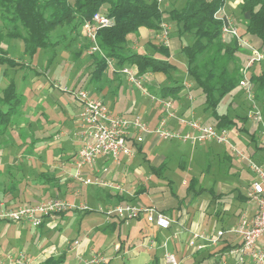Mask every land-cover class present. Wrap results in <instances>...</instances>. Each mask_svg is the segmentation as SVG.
Listing matches in <instances>:
<instances>
[{
	"label": "rangeland",
	"instance_id": "374dc122",
	"mask_svg": "<svg viewBox=\"0 0 264 264\" xmlns=\"http://www.w3.org/2000/svg\"><path fill=\"white\" fill-rule=\"evenodd\" d=\"M184 2L185 0H163L161 2V7L165 10L170 8H180ZM100 11H104V7ZM229 15L232 17L234 25H243V19L239 14L238 9H233L229 12ZM164 22L169 26L168 39L170 34L177 37V30L175 29L174 24H171V21H169L166 16ZM5 30V26L0 22V31L5 32ZM159 31L160 30L158 29L156 32L159 34ZM189 38L190 36L185 34L182 39L191 42ZM51 42L54 46L55 58L49 64L47 70L45 69V62L48 53L44 48L39 49L30 59V64L33 68L41 72L39 75L35 74L34 70L25 68L10 69V71L8 70L9 74L4 75L0 68V89L6 83L7 78L13 76L18 89L24 96V100H22L23 105L21 106V115H15V118L13 119L14 122L8 126L4 134L0 135L1 159L9 155L22 157V159H19L18 161L20 168L15 163H7L4 160L0 163V198L5 197L1 192L2 188H5V186H7L12 180L17 183L16 188L18 192H25L26 188H33V184H35V186L49 184V181H47V183L46 180L42 178H39V180L36 178V169L31 163L35 162L37 165L39 164V159L35 157L37 155L40 158L44 157L43 155L47 156L45 153L49 148L44 147L45 143L56 134V131H52L53 126H55L53 125L54 121L67 123L62 128L65 132L60 135V139L58 141H50V145L56 149L54 156L57 158L54 159L58 161L57 163L61 160V158L58 157H65V153L70 149V144L75 147L81 144L79 136L74 134L75 131L78 130V113L76 112L74 105L76 101L74 94L72 92L62 91L54 86L51 87L49 83L53 84V82H58L62 86H67L70 89L83 88L89 92L91 89L96 91L98 85H102V89L110 88V96L114 97L113 95L115 91L112 92L111 90L113 83L107 75L108 69L100 83L96 84V82L91 79L92 66L89 65V61L90 55L93 54V52H89V48L86 47L87 42L90 43V41L88 40L82 26L77 27L75 30H69L65 25L55 29L51 32ZM143 42L144 41H141L137 35H131L128 40V46H131V49H135V47H133L135 44L139 46L143 45ZM164 42L165 41L163 40V43ZM3 47L14 57L23 55L22 42L19 39H9L5 37ZM97 52L104 56L100 47ZM172 59L177 63L180 71L172 72L171 78H166V76L161 73H148L147 75L145 74L142 76V83L145 82L146 84H152L156 92L161 88V85L172 82L175 78H183V81L186 80L187 83L191 84L189 76H187L184 71L186 64L183 55L176 51L173 54ZM115 62L116 60L114 58H107L108 67L112 68L113 71L117 68ZM124 66L137 73L135 66ZM114 73L119 74V76L123 75L120 71H115ZM122 79L124 90H122L119 95L124 92L123 97L126 98L127 105H132V108H129V110L133 111L132 113H138L139 110L135 103L138 99L143 102H148L147 96L140 93L139 89L131 82H126L124 77H122ZM47 85L50 87L49 89L46 88ZM154 92L153 95L156 94ZM194 95L197 100H201L199 95ZM37 97L38 100L36 101ZM148 98L151 99L149 96ZM171 99L174 100L175 98L172 97ZM254 100L256 102L255 98ZM152 101L153 104H156L154 103V100ZM238 102L239 101L236 99L229 103L227 108L228 112H237L241 114L245 112L246 103ZM201 105L198 108L197 114L195 116L192 115V117L200 119L203 123L211 124L213 121L212 118L208 115L207 111L203 109V105L201 108ZM38 106H40V108ZM232 106L234 108H232ZM226 107L225 105H222L220 111H223ZM41 109L46 111L47 119L42 116L39 118V110ZM17 119H20L21 121ZM72 122L73 124L75 123V126H68L70 123L72 124ZM230 129L232 139L234 138L232 130H236L238 127L232 126ZM233 143L239 150L246 153V145L244 142L240 140L236 141V139H234ZM207 146L212 147V151L209 155L205 151ZM26 147L31 148L26 152ZM35 151L37 155L33 156ZM27 154L32 157L31 162L29 161L30 163H27ZM146 154L149 159H146L139 154L128 161L127 166L130 168V176L134 179L133 184L135 185L138 181H148L147 179L150 175L149 164L153 158L156 156L167 157L166 168L164 175H162L165 181H162V178H155L153 179V183L154 185L163 188L165 187L164 182L170 180L171 189L178 197H183L186 194V186L183 185V181L187 182L190 175L197 176L205 171V169L206 172L204 174L206 175L203 174L200 183H205L206 180L212 182L214 179V181L218 183L221 182V185H219L221 189L231 188V183L228 184L231 181H237L238 185L244 183L252 174L251 171H249L247 162L235 157L234 152L230 150L228 146L214 142H204V144L202 143L201 145L198 144L196 147H192V145L189 144H178L159 139L154 149L152 151H146ZM225 155L227 158L230 157L226 159ZM233 174H235V176H233ZM231 178H234V180H231ZM225 180H227L228 183ZM149 184L151 185V183ZM46 197L48 196H44L42 199ZM209 197V193L206 191V195L202 194L200 198H206V200H208ZM220 199L228 201L226 202L227 210L222 214L224 215V219H218L216 221L215 228H220V226L222 227L223 225L231 226L238 208L245 205V202L239 204L231 193L223 194ZM149 200H151V196L147 193H144L139 197L140 202L145 203ZM85 202L91 206L90 200H86ZM106 211L105 205L101 203L94 205L93 209L90 211L84 210L70 212L63 215V217L60 215L49 216L40 227L33 226L25 221L0 222V255H4L11 250H24L31 255L48 252L52 253L51 251L61 252L62 247H65L67 242L75 238L78 240L84 238L86 234H91L89 241L90 246L95 251L99 250L101 253H105L110 259L109 264H129V261L126 258L123 259V257L111 253V251L107 252L109 248L108 245H111L113 241L119 239V231H121V239L126 232L131 231L130 238L132 241L139 238L140 232L133 222L130 225H122L121 230L118 228L115 230L105 229L107 217L110 216ZM211 211L212 208L210 207L206 209V226L207 223H211V221L215 219V217L211 216ZM142 226L147 229V226L144 223H142ZM64 260L65 261L61 264H75V258L72 253L67 252L66 259ZM42 261L40 260L38 263H41Z\"/></svg>",
	"mask_w": 264,
	"mask_h": 264
},
{
	"label": "crops",
	"instance_id": "0c3cea01",
	"mask_svg": "<svg viewBox=\"0 0 264 264\" xmlns=\"http://www.w3.org/2000/svg\"><path fill=\"white\" fill-rule=\"evenodd\" d=\"M237 2L238 0H226L224 8H226L225 10L228 14L233 9H238ZM237 27L240 32L242 26L238 25ZM129 37H131V35ZM137 37H139L141 41L143 40L144 44L142 43L143 45L139 46L135 44V46L133 47H135V50H141L147 53H152V44L163 43V39L158 34V32L143 26L138 28ZM247 39L254 44L257 43L256 40H251V38L249 37ZM164 43L169 47V50L171 51V57H173V54L180 48L179 38L172 36L171 34L169 36V39L167 38ZM248 55V50L244 48H241L236 52V56L241 62V65L245 63ZM263 69L264 62H260L252 66L249 72L259 74ZM115 71L117 72L119 71V69H115ZM115 71H113L112 68L108 67L107 75L113 83L111 90L112 92L115 91L113 95L114 97L110 96V88H104L101 90H99L98 88L96 91L91 89L90 93L95 97L102 98L115 113L126 116L134 114L132 113L133 111L129 110V108H132V105H127V100L125 97H123L124 92L119 95L121 91L124 90V83L122 77L126 79V82L129 81L124 74L119 76V74L114 73ZM49 84L51 85V87L53 86L52 83ZM143 84L146 89L151 94H153L152 91L149 90V88H153L152 84H146L145 82ZM48 85L46 86L47 89L50 88L48 87ZM183 85L184 87L179 92L177 98L173 100L174 112L177 116L184 115L192 117V115L195 116L197 114L198 108L201 105V100H197L195 98L194 94H197L198 92L191 89L192 86L190 83H187V81L184 80ZM254 87L255 86L253 85V89ZM140 93L142 92L140 91ZM146 96L148 102H143L138 99L135 105L136 107H138V113L142 115L151 126H154L158 122L161 115L160 107L155 101L154 103H156L157 105L153 104V99H149L148 95ZM236 99L239 101L238 103H246L245 112H243L242 115H246L247 117L244 122L239 121L238 123V126H243L245 130H233L234 138H232L233 140H231L232 142L234 141V139H236V141L240 140L244 142V144L246 145V153H244L254 162L264 166V100H256V102L258 103L257 109L260 111L262 116V121H260L255 119V116H252L250 114L251 103L249 99L246 98L243 89L240 87L235 88L228 95H226L223 99V104L225 105V107L226 105L229 106V103L235 101ZM37 100L38 97L36 101ZM74 105L76 108V112L79 113V103L77 100L75 101ZM38 107L40 108V106ZM232 108L234 107L232 106ZM39 112V118L42 116L43 118L45 117L47 119V114L44 109L39 110ZM65 124L67 123L54 121L53 125L55 126H53L52 131H56V134L53 136V138L50 136L51 139L45 143V147L43 145L44 148H49L48 151L45 153L47 156L43 155L44 157L40 158L36 154V151L35 154H33V156L37 155L35 157L40 161L38 162V165L35 162V164L33 162L31 163L35 166V171L37 174L36 178H38V180L39 178H42L46 180V182L49 181V184L42 186H35V184H33V188H26L25 192H18L16 188L17 183L12 180L7 186H5V188H2L1 192L2 195L5 197H1L0 202H4L9 206H19L40 201L44 196H48L46 198L59 196V198L61 197L75 204H86L90 208L88 209L89 211L93 209L94 205L101 203L105 205V210L114 207L117 204L124 203H130L135 205H152L159 211L167 214L172 219L170 227L168 229H160L157 226L148 223L143 214L139 215L138 218L131 220L127 224L124 222L118 224V221L120 219L115 215H111V217H107L105 229L115 230L116 228H118L119 230H121L122 225H130L133 222L134 225L137 227L138 231L140 232V236L139 238H136L132 241V239L130 238L131 231H128L126 232V234H124L123 238L121 239V231H119V239L113 241L111 245H108L109 248L107 252L111 251V253L123 257V259L126 258L129 261V264H167L163 258L165 251L172 252L174 255H176L175 257L177 258L179 264H232L235 261V258L229 256L228 250L229 248L238 243L239 236L236 233L229 232L228 230L237 224L239 218L242 215H244L245 218L248 220L251 219L254 215L256 208L254 201L250 200L246 195V191L249 189L250 183L254 178V173L249 168V166V171H251L252 173L251 177L247 179L244 183H240L239 185L237 184V181H231L228 183V181L225 180L228 184L231 183L230 185H232L231 188L226 189H221V187L219 186L221 185V182L218 183L214 181V179L212 182L206 180V184L202 182L200 183V179L203 178V174L206 172V169L197 176L190 175V178L193 176L196 177L197 182L195 186H193L194 188L192 187L188 189L189 180H187V182L183 181V185L186 186V194L183 197H178L177 194L172 191L170 180L164 182L165 187L163 188L154 185L153 179L155 178H162V181L165 180L163 179L164 177L156 176L155 174H153L151 170L150 175L148 176L149 178L147 179L148 181H138L134 185V179L132 178V176H130V168L129 166H127V164L130 159H133L134 156L139 154L143 157H146V159L148 158L146 151H152L159 140V138H157L156 136L148 134L144 138L143 142L138 144L141 145L142 151H136L132 157H121L119 163H117L111 158H98L93 164V166L83 167L82 173L85 177H97L98 180L107 182L112 186H119V188L116 189L114 187L108 186L106 183H100L99 181L97 183L85 185L79 182V180L75 177L74 169V161L77 157L78 149L80 148L81 144L77 145L76 147L70 144V149L67 151V153H65V157H58L61 158L59 163H57L58 161L54 159L57 158L54 156V154L56 153V149L50 145V141H58L60 139V135H62V133L64 134L65 132L62 129ZM168 125L171 128H178L180 130L186 129L185 126H179V124L176 122V119L173 118L169 119ZM68 126H75V123L73 124L72 122V124L70 123ZM170 142H175L178 144L182 143L176 140H172ZM184 144L192 145L190 143ZM201 144L202 143H200L199 145ZM255 144L258 148H255ZM197 145L198 144L192 145V147H196ZM30 148L26 147L25 151H29ZM205 151L209 155L212 151V147L207 146ZM1 157L2 156H0V163H2L4 160L7 163H15L16 165H18V167V161L19 159H22V157L20 156L12 155L6 156L3 159H1ZM26 157L28 161L27 163H30L32 157L28 156V154L26 155ZM225 157L226 159H228L230 156L227 158V156L225 155ZM163 160L167 163L168 159L167 157L156 156L150 161V164L159 165L161 162H163ZM233 176H235V174H233ZM231 180H234V178H231ZM148 182L151 183V185ZM206 191L209 193L210 196L208 200H206V198H200L202 194L206 195ZM144 193H147L149 196H151V200L145 203L139 201V197ZM228 193H231L234 199H236L239 204L245 202V205L240 206L238 208V211L234 215V220L231 226L223 225L222 227L220 226V228H215L216 221L218 219L223 220L224 215L222 214H224L227 210L226 202L228 201L225 199L221 200L220 198L223 196V194ZM121 197L122 199H120ZM86 200L91 201V206H89L85 202ZM208 207L212 208L210 214L212 217H215V219L211 221V223H207L206 226V209ZM76 211L84 210H68L56 215H60L61 217H63V215H66L67 213ZM45 219L43 220L40 226L43 225ZM112 222L113 225L115 224L113 229L112 226L109 225ZM142 223L147 226V229L142 226ZM220 229L224 231V233L222 234L221 238L216 242H208L203 241L201 239H197L196 246H190L188 244V242H190L189 240L192 238L194 233L214 235ZM90 237L91 234H86L84 238L78 239L79 245L72 249H70V246L71 244H73V241L77 238L67 242L65 244V247H62L61 252L51 251L52 253L48 252L38 255H31L26 251L25 252L30 259L29 264H37L40 260L42 261L43 259L51 255L56 257L61 253L66 254L67 252L72 253L74 255L76 264L77 253L81 254L83 257H87L92 252H100L99 250L95 251L92 249L89 242ZM262 240L263 237L258 238V242ZM6 254L7 253H5L4 255H0V258H5ZM109 260L110 259L108 258L106 262L109 263Z\"/></svg>",
	"mask_w": 264,
	"mask_h": 264
},
{
	"label": "trees",
	"instance_id": "16d2710c",
	"mask_svg": "<svg viewBox=\"0 0 264 264\" xmlns=\"http://www.w3.org/2000/svg\"><path fill=\"white\" fill-rule=\"evenodd\" d=\"M225 3L226 0H185L180 8L165 10L158 0H0V22L6 28L5 32L0 31V68L4 75H8L10 69L24 68L34 70L39 75L41 72L33 68L30 59L44 48L48 53L45 62L47 70L55 58L51 32L64 25L69 30L83 27L95 12L104 7L103 12L113 19V23L96 32V41L104 56L98 52L90 55L91 79L96 84L100 83L108 69L107 58L110 57L116 60V69L131 65L136 67L137 76L161 73L171 78V73L180 69L167 45L152 44L153 53L128 46L129 36L137 35L139 27L158 31L166 16L177 30L180 41L177 52L185 58L184 71L190 78L191 89L198 92L203 109L213 120L211 124L216 128L237 126L244 131L245 128L238 126V123L244 122L246 115L232 114L227 108L220 111L224 97L239 87L241 76V62L236 56L241 48L235 38L222 37V22L214 17L216 10ZM237 7L243 19L240 34L256 40V44L251 43L264 53V0H238ZM185 34L190 36L191 42L182 39ZM5 37L21 40L22 56L14 57L7 52L3 47ZM89 45L87 42L86 47ZM249 75L255 86L254 98L264 100V69L259 74L250 72ZM102 87L98 85L99 90ZM183 87V78H175L161 85L157 92L154 87L149 90L152 93L155 90L154 95L158 97L177 98ZM22 100L24 96L14 77L9 76L0 89V135L13 123L15 115H21ZM255 148H258L256 144ZM136 151H142L141 145L136 146ZM149 166L153 174L162 176L166 161ZM196 182L197 178L191 177L188 189ZM121 223L123 221L119 220L118 224ZM109 225L113 229L115 224L112 222ZM65 258V253L56 257L51 255L38 264H61Z\"/></svg>",
	"mask_w": 264,
	"mask_h": 264
},
{
	"label": "built area",
	"instance_id": "2783aa9c",
	"mask_svg": "<svg viewBox=\"0 0 264 264\" xmlns=\"http://www.w3.org/2000/svg\"><path fill=\"white\" fill-rule=\"evenodd\" d=\"M158 1L162 2L163 0ZM224 5L216 10L214 17L222 22V37L235 38L240 48L247 49L249 52L245 63L240 67L241 76L238 85L243 89L246 98L251 103L250 114L255 116V119L262 121L261 113L257 109V102L254 100L253 84L249 77V70L256 63L264 62V53L240 34L238 27L234 25L232 17L227 13ZM112 23L113 19L99 10L92 15L90 21H86L83 24L86 36L90 41L89 52L99 51L96 41L97 30ZM159 30V35L166 41L169 33L167 23L163 21ZM119 71L143 94H148L159 105L161 115L154 126H151L139 113L128 116L115 113L102 98L93 96L83 88L70 89L58 82H53L54 87L65 92H72L79 103L78 130L74 134L81 139V146L74 161L75 177L85 185L99 181L116 189L119 188V186H112L107 182L98 180L97 177H85L82 173L83 167L93 166L98 158H111L119 163L121 157H132L136 152V146L143 142L148 134H152L162 140H176L192 145L210 141L226 144L237 158L247 162L254 173V178L246 191V195L250 200L254 201L256 206L251 219L248 220L242 215L237 224L228 230L239 236L238 243L229 248L228 253L229 256L235 258L232 264H264V166L251 160L234 145L231 140V129L225 127L216 128L212 124L203 123L193 117L177 116L174 112L171 98H162L151 94L142 83V76H137L136 71L126 66H122ZM171 118L176 119L179 126H185L186 129L180 130L169 127L168 122ZM88 209L90 208L86 204H75L59 197H49L19 206H9L4 202H0V221H25L33 226H40L46 217L68 210ZM106 213L110 217L111 215L117 216L126 224L138 218L141 214L145 216L148 223L160 229H168L172 223V219L167 214L152 205L117 204L107 209ZM223 233L224 231L221 229L214 235L194 233L188 244L196 246L197 239L216 242ZM259 237H263V240L258 242ZM78 245L79 240L76 239L71 244L70 249ZM175 256L172 252L165 251L163 258L167 264H179ZM76 258V264H104L108 259L101 252H92L87 257L77 253ZM29 263L30 259L24 250H11L7 252L5 258H0V264Z\"/></svg>",
	"mask_w": 264,
	"mask_h": 264
}]
</instances>
